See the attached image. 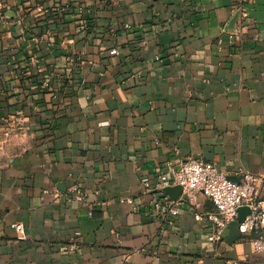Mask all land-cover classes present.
<instances>
[{
    "label": "crops",
    "instance_id": "crops-1",
    "mask_svg": "<svg viewBox=\"0 0 264 264\" xmlns=\"http://www.w3.org/2000/svg\"><path fill=\"white\" fill-rule=\"evenodd\" d=\"M240 9V0L7 1L0 264H264L247 236L210 238L219 228L206 218L216 210L208 196L190 203L158 185L188 157L236 181L264 177V0L246 3V17ZM6 115L24 129L7 133ZM73 183L86 200L69 196ZM167 197L175 216L155 207Z\"/></svg>",
    "mask_w": 264,
    "mask_h": 264
},
{
    "label": "built area",
    "instance_id": "built-area-1",
    "mask_svg": "<svg viewBox=\"0 0 264 264\" xmlns=\"http://www.w3.org/2000/svg\"><path fill=\"white\" fill-rule=\"evenodd\" d=\"M8 0H0V32L5 27V5ZM241 15L247 16L246 3L255 0H240ZM67 73L77 65L74 58L70 59ZM5 121L7 133L13 131H22L24 121L15 116H2ZM169 170L158 176V185L160 187L180 185L183 188L182 195L185 200L195 203L200 193L208 196L214 203L216 210L206 215V218L215 222L218 226V232L210 236L211 239H220L221 233L225 227L235 221L239 216V208L248 206L251 213L240 222V231L242 236L250 238L254 250L264 257V197L261 195V182L264 177L247 172L239 181L231 179L228 174L221 170L217 164L205 161L198 157H188L180 160L178 163H169ZM146 186H149L150 178L145 176L142 179ZM69 196L77 200H86V194L77 183H73L69 189ZM178 202L168 197L155 203L156 209L163 213L169 212L171 215H177ZM199 220L204 219L200 213H195ZM15 227L21 231L24 230L22 223ZM204 264L203 260L199 261ZM232 264H240L233 262Z\"/></svg>",
    "mask_w": 264,
    "mask_h": 264
},
{
    "label": "water",
    "instance_id": "water-1",
    "mask_svg": "<svg viewBox=\"0 0 264 264\" xmlns=\"http://www.w3.org/2000/svg\"><path fill=\"white\" fill-rule=\"evenodd\" d=\"M163 190L170 193L171 191H178L175 195V199H178L183 192V188L180 185H171L163 187ZM251 213V209L248 206H241L239 208V216L238 218L231 222L227 227L224 228L221 235L225 238L228 242L233 243L235 240L242 237L240 231V222H242L245 217Z\"/></svg>",
    "mask_w": 264,
    "mask_h": 264
}]
</instances>
